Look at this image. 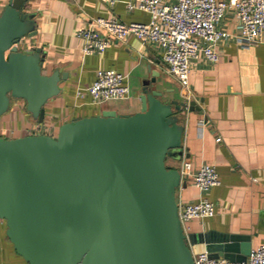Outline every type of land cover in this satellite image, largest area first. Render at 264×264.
<instances>
[{
    "label": "water",
    "instance_id": "obj_1",
    "mask_svg": "<svg viewBox=\"0 0 264 264\" xmlns=\"http://www.w3.org/2000/svg\"><path fill=\"white\" fill-rule=\"evenodd\" d=\"M25 0L0 11V114L11 97L31 117L59 91L56 69L42 71L39 46L18 47L34 31ZM141 80L131 113L103 109L62 121L54 135H0V220L27 264H193L177 212L182 153L178 111L183 101L160 98ZM210 243L212 257L244 260L249 244Z\"/></svg>",
    "mask_w": 264,
    "mask_h": 264
},
{
    "label": "crops",
    "instance_id": "obj_2",
    "mask_svg": "<svg viewBox=\"0 0 264 264\" xmlns=\"http://www.w3.org/2000/svg\"><path fill=\"white\" fill-rule=\"evenodd\" d=\"M7 0H0V11ZM25 9L33 13L34 31L18 41V47L39 46L41 69L59 74L57 94L43 104V118L31 117L19 97H11L0 114V135L17 136L38 132L54 135L65 120L114 109L131 113L140 106L141 80L156 74L151 87L160 98L183 101L178 111L182 123L181 148L192 168L202 162L214 165L219 182L205 195L213 201L210 215L192 217L183 223L191 253L210 243H228L229 235L247 236L235 241L238 248L264 242V31L260 40L240 45L232 37L216 44L217 59L198 57L187 73L189 92H182L175 75L168 72L157 42L132 33L113 39L100 52L81 53V39L75 29L90 17L114 16L122 21H146L148 12L128 9L122 1L108 4L102 0H25ZM216 25L230 33L239 26L231 9H226ZM101 68L120 71L128 87L126 96L91 102L85 92L75 96L77 86L92 81ZM201 117V121L198 118ZM179 158L166 157L177 167ZM200 192L191 177H181L175 189L176 203L197 199ZM3 221L0 220V226ZM2 230V231H1ZM0 264H27L17 254L0 227Z\"/></svg>",
    "mask_w": 264,
    "mask_h": 264
},
{
    "label": "built area",
    "instance_id": "obj_3",
    "mask_svg": "<svg viewBox=\"0 0 264 264\" xmlns=\"http://www.w3.org/2000/svg\"><path fill=\"white\" fill-rule=\"evenodd\" d=\"M108 4L122 1L126 8H139L148 12L146 21H122L114 16H93L86 24L75 29L81 39V53L100 52L113 39H122L132 33L142 39L159 44L161 58L168 72L175 75L182 92H189L187 73L190 64L198 57L210 62L217 59L216 44L232 37L240 45L260 40L264 31V0H102ZM226 9H231L239 26L237 33H230L216 25ZM124 75L113 68H101L85 86L75 88V96L89 94L91 102L126 96L128 87ZM201 117L198 121H201ZM38 127H29V133H38ZM181 177L190 176L198 188L197 199L177 204L181 225L192 217H203L213 212V201L205 193L219 182L213 164L202 162L192 168L190 161L179 157L176 167ZM193 264H264V242L250 247L244 260L234 261L212 257L207 250L192 252Z\"/></svg>",
    "mask_w": 264,
    "mask_h": 264
},
{
    "label": "rangeland",
    "instance_id": "obj_4",
    "mask_svg": "<svg viewBox=\"0 0 264 264\" xmlns=\"http://www.w3.org/2000/svg\"><path fill=\"white\" fill-rule=\"evenodd\" d=\"M3 221V220H2ZM1 227V229H4V224L2 223V225L0 226ZM2 231V230H1Z\"/></svg>",
    "mask_w": 264,
    "mask_h": 264
},
{
    "label": "trees",
    "instance_id": "obj_5",
    "mask_svg": "<svg viewBox=\"0 0 264 264\" xmlns=\"http://www.w3.org/2000/svg\"><path fill=\"white\" fill-rule=\"evenodd\" d=\"M4 224V223H3Z\"/></svg>",
    "mask_w": 264,
    "mask_h": 264
}]
</instances>
